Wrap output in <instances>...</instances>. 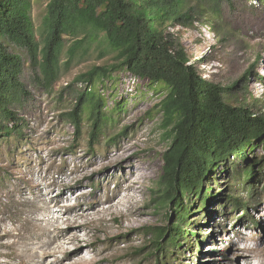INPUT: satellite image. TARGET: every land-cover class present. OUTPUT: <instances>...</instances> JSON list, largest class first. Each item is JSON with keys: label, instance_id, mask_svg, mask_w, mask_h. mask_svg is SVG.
I'll return each mask as SVG.
<instances>
[{"label": "rangeland", "instance_id": "1", "mask_svg": "<svg viewBox=\"0 0 264 264\" xmlns=\"http://www.w3.org/2000/svg\"><path fill=\"white\" fill-rule=\"evenodd\" d=\"M46 3L33 0L37 29ZM219 9L214 15L209 8L192 28L168 30L178 34L204 78L223 85L237 81L234 92L252 95L264 105V0H223ZM14 50L26 56L24 50ZM102 63L93 55L72 65L49 94L36 87L25 63L31 93L18 114L26 127L20 138L0 136V264H157L156 256L160 264H263L264 139L252 143L239 162V169L255 162L246 182L243 176L234 180L229 160L239 159L233 156L207 172L209 199L190 211L184 227L188 237L163 255L155 252L146 228L176 220L172 206L156 209L151 192L163 173L162 154L169 145L154 107L166 90L114 72V80L98 86L106 99L104 110H112L117 97H124L125 107L114 113L119 122L101 138L125 133L115 143L101 139L89 150L86 133L75 143L74 125L61 112L71 107L76 94L67 84ZM59 93L63 98L56 101ZM89 127L84 123L81 133ZM232 195L247 202L248 210L231 205L227 198ZM186 201L198 203L194 196Z\"/></svg>", "mask_w": 264, "mask_h": 264}, {"label": "trees", "instance_id": "2", "mask_svg": "<svg viewBox=\"0 0 264 264\" xmlns=\"http://www.w3.org/2000/svg\"><path fill=\"white\" fill-rule=\"evenodd\" d=\"M222 1L47 0L37 29L33 0H0V136L20 138L26 127L18 114L31 93L24 80L26 62L36 87L49 94L72 65L93 55L103 60L67 84L66 89L76 94L71 107L61 112L74 125L75 143L86 133L89 150L101 139L115 143L125 133L124 129L101 138L119 122L114 113L125 107L124 97H117L112 110H104L106 99L98 86L114 80V72L146 80L150 89L165 88L154 107L161 113L160 127L169 145L162 154L163 173L151 192L156 209L172 206L176 220L146 228L153 236L154 251L161 250L162 255L188 237L184 227L190 211L209 199L204 185L207 172L233 156L239 159L229 160L234 180L243 176L246 182L255 162H246L241 169L239 162L246 159L252 143L264 139V105L252 95L234 92L237 81L223 85L204 78L178 34L168 30L194 27L209 8L211 14L219 15ZM224 35L227 38L228 32ZM14 49L24 50L26 56ZM250 74L251 69L246 70L244 78ZM78 81L83 83L81 88L75 86ZM62 98L59 93L55 100ZM84 123L90 127L81 133ZM247 187L251 189L252 184ZM192 196L198 203L186 201ZM229 200L248 210L241 197L232 195ZM155 261L161 262L157 256Z\"/></svg>", "mask_w": 264, "mask_h": 264}, {"label": "bare ground", "instance_id": "3", "mask_svg": "<svg viewBox=\"0 0 264 264\" xmlns=\"http://www.w3.org/2000/svg\"><path fill=\"white\" fill-rule=\"evenodd\" d=\"M107 169V168H106ZM258 261V260H257ZM257 263H259V261L257 262ZM249 264H254V263H249ZM264 264V263H263Z\"/></svg>", "mask_w": 264, "mask_h": 264}]
</instances>
